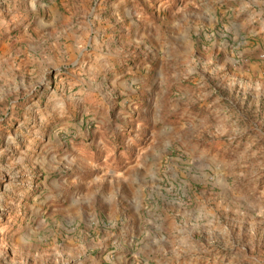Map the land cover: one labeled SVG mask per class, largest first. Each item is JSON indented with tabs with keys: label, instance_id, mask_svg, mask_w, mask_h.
<instances>
[{
	"label": "rangeland",
	"instance_id": "obj_1",
	"mask_svg": "<svg viewBox=\"0 0 264 264\" xmlns=\"http://www.w3.org/2000/svg\"><path fill=\"white\" fill-rule=\"evenodd\" d=\"M0 264H264V0H0Z\"/></svg>",
	"mask_w": 264,
	"mask_h": 264
}]
</instances>
